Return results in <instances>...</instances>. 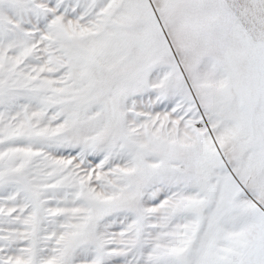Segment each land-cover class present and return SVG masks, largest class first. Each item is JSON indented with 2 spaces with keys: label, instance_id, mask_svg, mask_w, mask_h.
I'll return each instance as SVG.
<instances>
[{
  "label": "snow or ice",
  "instance_id": "snow-or-ice-1",
  "mask_svg": "<svg viewBox=\"0 0 264 264\" xmlns=\"http://www.w3.org/2000/svg\"><path fill=\"white\" fill-rule=\"evenodd\" d=\"M0 264H264V0H0Z\"/></svg>",
  "mask_w": 264,
  "mask_h": 264
}]
</instances>
